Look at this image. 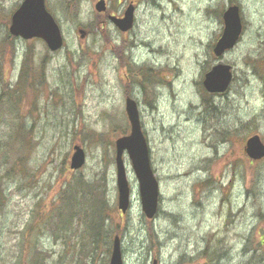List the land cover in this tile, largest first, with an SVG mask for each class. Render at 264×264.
<instances>
[{
	"label": "rangeland",
	"instance_id": "1",
	"mask_svg": "<svg viewBox=\"0 0 264 264\" xmlns=\"http://www.w3.org/2000/svg\"><path fill=\"white\" fill-rule=\"evenodd\" d=\"M21 1L0 0V79L10 89L30 57L18 102L0 82V264H109L116 234L123 264H264V157L244 149L255 133L264 141V0H138L135 24L123 32L99 24L98 0H46L65 39L55 52L9 33ZM107 1L116 10L125 0ZM232 2L244 32L216 57ZM220 60L232 65L233 81L209 93L202 80ZM126 95L137 102L159 181L151 219L126 151L131 204L118 208L115 140L130 132ZM22 126L27 136L15 139ZM24 143L31 148L19 155ZM74 144L86 154L78 170L69 165ZM79 179L110 210L99 228L93 200L71 190L82 201L74 211L84 237L101 230L97 245L81 246V223H63L55 210L67 197L60 189Z\"/></svg>",
	"mask_w": 264,
	"mask_h": 264
},
{
	"label": "water",
	"instance_id": "2",
	"mask_svg": "<svg viewBox=\"0 0 264 264\" xmlns=\"http://www.w3.org/2000/svg\"><path fill=\"white\" fill-rule=\"evenodd\" d=\"M96 8H105L104 0L96 3ZM133 7L129 6L125 16L112 19L118 27L126 30L133 23ZM223 31L214 45L217 56L235 46L243 32V22L238 4H230L223 12ZM9 30L14 35L23 38L41 37L52 50L63 45L61 29L51 12L47 9L45 0H22L10 18ZM81 37L85 31L80 29ZM232 66L222 61L216 63L205 73L203 84L211 92H220L228 88L232 80ZM126 111L131 124V132L116 140V182L118 188V206L126 211L131 201V185L126 172L123 152L127 150L132 162L134 173L138 180L142 210L149 218L153 217L159 205V181L157 180L150 161L148 142L142 129L139 110L135 99L126 98ZM245 151L252 159L264 156V143L259 134H253L246 140ZM86 161L84 148L80 144L73 146L70 167L80 168ZM264 242V241H263ZM109 264H123L120 237L115 235ZM152 264H160L154 259Z\"/></svg>",
	"mask_w": 264,
	"mask_h": 264
},
{
	"label": "trees",
	"instance_id": "3",
	"mask_svg": "<svg viewBox=\"0 0 264 264\" xmlns=\"http://www.w3.org/2000/svg\"><path fill=\"white\" fill-rule=\"evenodd\" d=\"M30 61V57L28 54H26L25 58L22 61V65H21V71H20V75L17 78V83H16V87L15 88L13 86L14 89H10V86H8V82L2 77L0 79V82L4 83L6 88L3 89V92L9 91V96L8 99L10 100L9 103L14 102L16 103V101L18 102V100L20 99L21 96H23L24 94H26L27 92V84L25 83V80H27V76L29 74V68H28V62ZM15 91L18 94H15ZM20 96V97H19ZM30 133V131H29ZM15 134V139L20 138L21 136H27L28 133H24V126H22L20 128L19 131L14 132ZM24 150L26 153L24 154H19V155H27V151L31 148V146L28 143H24ZM20 150V149H17ZM18 153V152H17ZM22 157H20L21 159ZM75 182L73 184H67V182L65 183V186H63L60 189V195L62 193V190L64 187H66L65 189V194L67 195V197L62 201V204H60L59 206H56V211L59 215L60 220L64 223L65 218H71L72 217V221L75 220V222H78L81 226H82V230L84 228V226L82 225L83 220H81V218L79 217V212H75V207L77 208V206L79 204L82 203L81 199L76 198L73 194H75L74 192H72L73 190H79L77 191V193H79L78 196H82V199L84 197V195H88L92 200H93V204H92V208L95 210V213L99 212L98 215V221H99V225L97 222V225L99 228L103 229V225L104 222L106 220V217H108V215H110V210L108 208L107 202H105L103 199H101L99 193L96 192V188H94L92 185L87 184V182L83 179H79V180H74ZM72 190V191H71ZM2 191V189L0 190ZM86 195V196H87ZM70 196L73 198V201H70ZM104 197V196H103ZM89 202L90 199L88 198ZM75 203V204H74ZM61 212V213H59ZM104 212V213H103ZM101 213H103V216L101 218ZM93 222V221H92ZM72 223V222H71ZM66 226H68L69 224H65ZM97 227V228H98ZM70 229V228H69ZM86 230H83V233H80V242H81V246H84L86 243L90 246V245H97L99 242V236L102 235V233L100 231H98L96 229L95 233L93 235L86 236L84 237V232ZM89 237V239H88ZM35 250V249H34ZM37 253V250H36ZM38 253L41 254V252L38 250Z\"/></svg>",
	"mask_w": 264,
	"mask_h": 264
},
{
	"label": "flooded vegetation",
	"instance_id": "4",
	"mask_svg": "<svg viewBox=\"0 0 264 264\" xmlns=\"http://www.w3.org/2000/svg\"><path fill=\"white\" fill-rule=\"evenodd\" d=\"M120 2V0H119ZM127 6L128 5H133V10H134V21L133 23L135 24V21H136V16H135V12H136V8H137V4H138V0H125L123 1L122 5L123 7H119L118 5V8H116V10H111L110 9V2H108L107 0H105V8H104V11L102 14V17L99 16L98 14V22L100 25L103 26H107V25H114L115 29H118L117 26L114 24V21L111 19V16H116V17H119V18H122L125 14V10L127 7L124 8V6ZM133 24V26H134ZM87 30V29H86ZM87 32L89 33V31L87 30ZM218 93H222V92H218Z\"/></svg>",
	"mask_w": 264,
	"mask_h": 264
}]
</instances>
